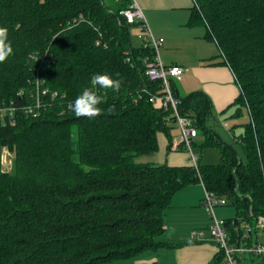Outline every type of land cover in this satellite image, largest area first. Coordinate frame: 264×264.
I'll return each mask as SVG.
<instances>
[{"label": "trees", "instance_id": "obj_1", "mask_svg": "<svg viewBox=\"0 0 264 264\" xmlns=\"http://www.w3.org/2000/svg\"><path fill=\"white\" fill-rule=\"evenodd\" d=\"M117 2L0 0V26L14 50L0 64V107L14 110L12 118L0 116V148L16 153L15 171L0 170V264H115L172 247L160 240L166 210L195 183L234 207L235 218L225 220L232 243L246 234L252 245L264 232V0H194L191 23L207 26L241 89L235 104L250 116L237 144H227L208 126L209 97H180L172 83L180 114L203 139L193 149L220 153L217 164L204 165L195 153L198 170L191 162L140 161L159 152V133L172 151L175 118L151 101L164 93L162 82L145 74L154 49L132 45L141 26L121 15L132 2ZM97 73L122 86L94 88L103 113L77 118L71 105ZM241 263L264 264V257L247 254ZM208 264H225L224 252Z\"/></svg>", "mask_w": 264, "mask_h": 264}, {"label": "crops", "instance_id": "obj_2", "mask_svg": "<svg viewBox=\"0 0 264 264\" xmlns=\"http://www.w3.org/2000/svg\"><path fill=\"white\" fill-rule=\"evenodd\" d=\"M130 1L143 10L153 36L163 39L159 47L163 64L177 65L185 69L183 75L172 81L177 94L180 97L199 91L206 94L211 102L208 126L221 141L237 144L238 138L244 131V125L250 120L249 111L235 104L241 89L232 69L224 63L219 46L210 37L207 26L191 23L194 0ZM139 30L140 28H135L132 32L140 34ZM177 131L179 135L177 132L173 138L170 152L167 150L168 137L164 133H159L160 164L168 163L172 166L190 164V156L182 150L181 138L178 137L179 128ZM172 136H174L173 129ZM176 249V264H208L219 251L214 240L195 241L184 247L178 246Z\"/></svg>", "mask_w": 264, "mask_h": 264}, {"label": "rangeland", "instance_id": "obj_3", "mask_svg": "<svg viewBox=\"0 0 264 264\" xmlns=\"http://www.w3.org/2000/svg\"><path fill=\"white\" fill-rule=\"evenodd\" d=\"M104 1L110 7H114V5L118 3L115 0ZM131 42L134 47H143L149 43V39L139 33H132ZM36 91L41 92V89H37ZM37 106H33L34 111ZM3 122L2 117H0V124ZM172 129L174 130V138L178 132L177 123L172 124ZM73 132L77 133L76 127H73ZM194 140L197 143H200L203 139L200 136L196 137ZM238 149L242 153V150L240 148ZM193 151L197 154V156L202 155L200 158L201 164L203 165L217 164L219 162L220 153L215 147H205L202 149L200 147H195ZM159 154L160 152H157L154 155L144 156L140 158V161L157 164L159 163ZM15 160V152L11 151L9 148H0V170L2 172H14L16 168ZM205 194L206 192L204 187L199 183H195L178 191L173 197L170 207L166 210V230L160 235V239L162 241H167L172 245V247H162L157 251H147L131 258L130 260L117 262L115 264L150 261H156L159 264H176V247H184L192 242H195L192 238L193 231H203L204 235L202 237V241H213L214 236L212 226L214 224V219L210 211L203 203ZM215 214L219 221H225L226 219L235 218L236 213L234 207L227 204L216 207ZM253 240L255 243L258 242L259 244H264V232L261 231L258 235H255Z\"/></svg>", "mask_w": 264, "mask_h": 264}, {"label": "built area", "instance_id": "obj_4", "mask_svg": "<svg viewBox=\"0 0 264 264\" xmlns=\"http://www.w3.org/2000/svg\"><path fill=\"white\" fill-rule=\"evenodd\" d=\"M121 15L128 24H140V35H144L149 39V43L146 46H150L154 49V56L146 57L144 59L145 74L151 82H162L164 93L161 96H151V101L155 104L159 103L165 110H172V116L175 118L174 123H177L180 130L181 145L189 154L191 164L198 170V158L193 151V141L198 136L197 128L190 117L180 114L179 105L181 104V100L175 96L172 88V81L183 75L185 69L177 65L166 66L163 64L159 55V47L163 43V39H157L153 36L150 27L147 24L143 10L139 5L132 3L127 9H124L121 12ZM42 93L46 94L47 91L44 90ZM38 96L39 95H37V97ZM33 110V107H29V112H32ZM13 111L14 110L11 107H0V116L4 113V115H8L12 118L14 117ZM205 192L206 194L203 203L214 219V224L212 226L214 241L217 243L219 249L225 254V264H242L241 259L247 254L264 257V244H259L257 242L252 243V245H247L246 240L248 239V236L246 234L242 237V239L245 240L242 244L237 245V243H232L231 237L228 235L225 226V221H219L215 214L216 207L228 204L227 199L220 198L214 193L206 190ZM258 228L260 230L264 229V218H260ZM203 235V231L192 232V238L194 241H202Z\"/></svg>", "mask_w": 264, "mask_h": 264}, {"label": "clouds", "instance_id": "obj_5", "mask_svg": "<svg viewBox=\"0 0 264 264\" xmlns=\"http://www.w3.org/2000/svg\"><path fill=\"white\" fill-rule=\"evenodd\" d=\"M13 54L14 50L9 40V29L6 26H0V64L6 62ZM122 83L121 79L114 78L108 73L93 75L91 78L92 88H84L75 98L71 105L72 112L77 118L94 119L100 116L104 111L100 107L104 103V99L93 89L98 87L104 90L119 92Z\"/></svg>", "mask_w": 264, "mask_h": 264}]
</instances>
